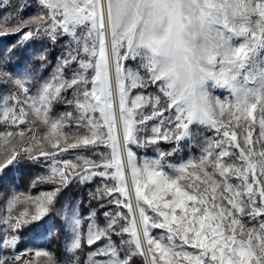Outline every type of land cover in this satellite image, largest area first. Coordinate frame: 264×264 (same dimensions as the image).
Segmentation results:
<instances>
[{
  "label": "snow or ice",
  "instance_id": "obj_1",
  "mask_svg": "<svg viewBox=\"0 0 264 264\" xmlns=\"http://www.w3.org/2000/svg\"><path fill=\"white\" fill-rule=\"evenodd\" d=\"M5 11L0 37L16 41L0 54V264H264V0ZM37 45L34 67L13 64L16 46ZM93 183L86 216L62 202Z\"/></svg>",
  "mask_w": 264,
  "mask_h": 264
},
{
  "label": "trees",
  "instance_id": "obj_2",
  "mask_svg": "<svg viewBox=\"0 0 264 264\" xmlns=\"http://www.w3.org/2000/svg\"><path fill=\"white\" fill-rule=\"evenodd\" d=\"M15 2L16 1H14L12 3H15ZM0 8H2V7H0ZM15 41H16L15 36L0 37V54H3L5 49L12 47L15 44ZM40 50L41 49H40L39 45H37L35 48L30 46L27 49L16 46L15 47V56H14L12 62H13V64H19L22 66L27 61L30 68L34 67V65H35L34 57ZM57 52H58L57 48H55V49L50 48L49 49V52H48L49 59L52 60L53 62H55V58L58 56L59 52L58 53ZM51 67L52 66L50 65L49 69H44L43 71L48 72ZM149 91H153V90L149 89ZM160 147L164 150H167L170 146L168 144H164L162 142ZM143 150H145V149H143ZM136 151L138 152L139 155L142 154V149H137ZM146 151H147V154H149V155H152V156L155 155L152 148H148ZM173 162H175V161H173ZM27 173H28V170H26V169H21L19 172L15 173V176L19 177V179L16 180V183H20V187L24 191L28 190L29 176ZM94 188L95 187L93 186V184H89L86 186H80V185L72 186L68 190H66L64 193H62V202L83 201V204L81 205V215L85 216L90 211V208L88 206L89 205L88 192L90 190H94ZM33 191H36V190H33ZM92 206L95 207V204L93 203ZM58 208H59V205H58ZM100 211H103V209H101ZM53 223H55V224L60 223L59 216H54ZM86 226H87V221H85V228H86ZM62 240H63L62 235H60L59 233H54L53 237H52V241L49 245L50 250L57 253L58 256L61 254V251H62V247H63ZM94 247L95 246H93V248ZM91 250L92 249H88L87 247H85L83 252H81V254H80L81 259L86 258L87 252L91 251Z\"/></svg>",
  "mask_w": 264,
  "mask_h": 264
},
{
  "label": "rangeland",
  "instance_id": "obj_3",
  "mask_svg": "<svg viewBox=\"0 0 264 264\" xmlns=\"http://www.w3.org/2000/svg\"><path fill=\"white\" fill-rule=\"evenodd\" d=\"M14 1H16V0H12V2H14ZM7 4H8V0H4V3L3 4H0V7H2V8H0V13H3L4 15H7V11H5V8H6V6H7ZM2 10V11H1ZM8 11H13L12 9H8ZM27 14V13H26ZM11 36H13V35H8V36H5V37H11ZM57 51L59 52L60 51V47L59 46H57ZM57 52V53H58ZM58 55H59V53H58ZM151 92V91H150ZM214 92H215V94L216 95H219V96H226L227 95V93L225 92V91H223V90H214ZM149 123H151V122H149ZM3 130V126H0V131H2ZM152 152V151H151ZM137 154H138V152H137ZM194 155H199V148L197 147V146H193L192 148H185L181 153H180V157H182V158H184V159H187V158H189L190 156H194ZM138 156H139V158H141V159H143L145 156H148V157H154L155 155H149V154H147V151L146 150H143L142 149V154L141 155H139L138 154ZM18 184V186H19V188H20V190H23L21 187H20V183H17ZM93 186L95 187L96 185H95V183H93ZM3 188V186L2 185H0V189H2ZM37 191V190H36ZM86 216V215H85ZM157 231H159V230H157ZM24 247V245L22 244V248Z\"/></svg>",
  "mask_w": 264,
  "mask_h": 264
},
{
  "label": "built area",
  "instance_id": "obj_4",
  "mask_svg": "<svg viewBox=\"0 0 264 264\" xmlns=\"http://www.w3.org/2000/svg\"><path fill=\"white\" fill-rule=\"evenodd\" d=\"M20 127H21V128H23L24 126H23V125H21ZM21 249H23V248H22V245H21Z\"/></svg>",
  "mask_w": 264,
  "mask_h": 264
}]
</instances>
